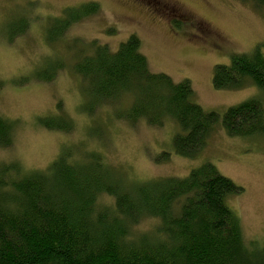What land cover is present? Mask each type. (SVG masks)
<instances>
[{"label": "trees", "instance_id": "obj_1", "mask_svg": "<svg viewBox=\"0 0 264 264\" xmlns=\"http://www.w3.org/2000/svg\"><path fill=\"white\" fill-rule=\"evenodd\" d=\"M242 1L264 7V0ZM97 11L95 2L66 8L46 29V42H60L72 24ZM78 41L68 40L70 64L87 88L89 116L106 104L118 106L116 118L130 124L144 119L162 127L169 120L176 126L175 154L200 155L220 125L215 112L195 103L190 81L151 72L133 34L115 51L96 40L84 47ZM63 62L50 61L38 80H53ZM213 69L214 89L251 85L263 94L264 44L231 54L229 64ZM55 111L45 127L66 132L69 122ZM220 124L231 137L264 135L263 100L256 96L228 108ZM13 136V122L0 116V147L8 149ZM81 153L72 158L65 151L45 170L1 164L0 264H264V242L246 240L229 206L242 190L213 165L202 163L179 178L126 184L101 154ZM144 219L155 221L152 230L136 228Z\"/></svg>", "mask_w": 264, "mask_h": 264}, {"label": "rangeland", "instance_id": "obj_2", "mask_svg": "<svg viewBox=\"0 0 264 264\" xmlns=\"http://www.w3.org/2000/svg\"><path fill=\"white\" fill-rule=\"evenodd\" d=\"M95 2L98 11L70 26L60 42L49 45L46 29L66 8ZM179 19L181 27L172 22ZM24 31L16 33L18 28ZM207 25L208 36L196 27ZM140 39L151 72L174 82L188 80L195 103L218 115L197 158L177 156L172 142L176 126L139 120L130 124L115 116L118 106L98 105L89 116L90 98L82 79L71 69L68 45L96 40L111 51L129 35ZM80 42V43H79ZM82 43V44H81ZM264 44V7L242 0H0V116L13 122L11 146L0 147V166L15 163L22 171L45 170L63 152H97L123 183L183 177L202 163L213 165L242 190L228 199L246 240L264 242V135L228 136L220 124L225 110L264 93L247 85L241 90H216L214 66L229 64L231 54L250 53ZM65 68L50 82L38 73L50 61ZM52 63V62H51ZM69 122L66 132L49 130L45 119L56 114ZM10 141V140H9ZM69 149V150H67ZM83 155V154H82ZM72 161V159H71ZM75 160L73 159V162ZM144 219L136 228L152 230Z\"/></svg>", "mask_w": 264, "mask_h": 264}, {"label": "flooded vegetation", "instance_id": "obj_3", "mask_svg": "<svg viewBox=\"0 0 264 264\" xmlns=\"http://www.w3.org/2000/svg\"><path fill=\"white\" fill-rule=\"evenodd\" d=\"M204 27H205V25L202 26V27H201V26H197L196 29H197L201 34H203V36H204V35L208 36V35L210 34V32H208V31H210V29H209L208 25H207V28H206V29H204Z\"/></svg>", "mask_w": 264, "mask_h": 264}]
</instances>
